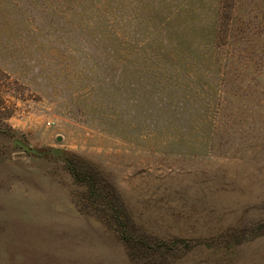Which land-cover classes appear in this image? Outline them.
<instances>
[{
    "label": "rangeland",
    "instance_id": "obj_1",
    "mask_svg": "<svg viewBox=\"0 0 264 264\" xmlns=\"http://www.w3.org/2000/svg\"><path fill=\"white\" fill-rule=\"evenodd\" d=\"M0 181V264H264V0H0Z\"/></svg>",
    "mask_w": 264,
    "mask_h": 264
},
{
    "label": "water",
    "instance_id": "obj_2",
    "mask_svg": "<svg viewBox=\"0 0 264 264\" xmlns=\"http://www.w3.org/2000/svg\"><path fill=\"white\" fill-rule=\"evenodd\" d=\"M17 143H18L19 145H21L24 149H26V150H30L25 144H23V143H21V142H19V141H17ZM54 153H59V151H54Z\"/></svg>",
    "mask_w": 264,
    "mask_h": 264
},
{
    "label": "crops",
    "instance_id": "obj_3",
    "mask_svg": "<svg viewBox=\"0 0 264 264\" xmlns=\"http://www.w3.org/2000/svg\"><path fill=\"white\" fill-rule=\"evenodd\" d=\"M0 192H1V181H0ZM1 212V211H0ZM0 218H1V215H0Z\"/></svg>",
    "mask_w": 264,
    "mask_h": 264
}]
</instances>
